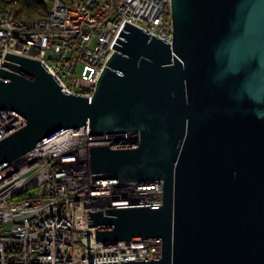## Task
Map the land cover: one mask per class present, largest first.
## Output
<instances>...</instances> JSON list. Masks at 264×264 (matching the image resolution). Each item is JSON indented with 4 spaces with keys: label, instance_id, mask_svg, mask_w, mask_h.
<instances>
[{
    "label": "water",
    "instance_id": "obj_1",
    "mask_svg": "<svg viewBox=\"0 0 264 264\" xmlns=\"http://www.w3.org/2000/svg\"><path fill=\"white\" fill-rule=\"evenodd\" d=\"M170 3L171 43L124 22L90 98L5 53L0 111L24 126L0 167L65 130L133 133L89 146L91 184L161 181L162 202L86 211L87 227L160 239V257L96 264H264V0Z\"/></svg>",
    "mask_w": 264,
    "mask_h": 264
},
{
    "label": "built area",
    "instance_id": "obj_2",
    "mask_svg": "<svg viewBox=\"0 0 264 264\" xmlns=\"http://www.w3.org/2000/svg\"><path fill=\"white\" fill-rule=\"evenodd\" d=\"M45 15L19 20L0 9L5 53L35 59L67 94L90 98L124 22L167 43L170 0H41ZM15 3V0H9ZM3 67L0 66V69ZM87 69L90 74L85 76ZM24 126L0 111V140ZM135 142L134 134L65 130L0 167V264H96L160 257L157 238L95 242L86 211L158 206L161 181L91 184L89 146Z\"/></svg>",
    "mask_w": 264,
    "mask_h": 264
},
{
    "label": "trees",
    "instance_id": "obj_3",
    "mask_svg": "<svg viewBox=\"0 0 264 264\" xmlns=\"http://www.w3.org/2000/svg\"><path fill=\"white\" fill-rule=\"evenodd\" d=\"M10 8L16 12L15 17L19 20H32L45 15L46 6L41 0H0V9Z\"/></svg>",
    "mask_w": 264,
    "mask_h": 264
},
{
    "label": "rangeland",
    "instance_id": "obj_4",
    "mask_svg": "<svg viewBox=\"0 0 264 264\" xmlns=\"http://www.w3.org/2000/svg\"><path fill=\"white\" fill-rule=\"evenodd\" d=\"M90 74V70L87 69L86 73H85V76H88Z\"/></svg>",
    "mask_w": 264,
    "mask_h": 264
}]
</instances>
